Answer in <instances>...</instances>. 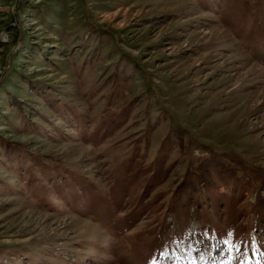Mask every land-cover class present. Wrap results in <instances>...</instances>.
<instances>
[{
	"label": "rangeland",
	"instance_id": "rangeland-1",
	"mask_svg": "<svg viewBox=\"0 0 264 264\" xmlns=\"http://www.w3.org/2000/svg\"><path fill=\"white\" fill-rule=\"evenodd\" d=\"M0 264H264V0H0Z\"/></svg>",
	"mask_w": 264,
	"mask_h": 264
},
{
	"label": "trees",
	"instance_id": "trees-1",
	"mask_svg": "<svg viewBox=\"0 0 264 264\" xmlns=\"http://www.w3.org/2000/svg\"><path fill=\"white\" fill-rule=\"evenodd\" d=\"M196 229H197V228L193 229L192 232H191L190 234H192V235L195 234V233H196ZM207 229H208V228H205V230H207ZM199 230H200V229H199ZM199 230H198V231H199ZM190 234H189L187 231L185 232V235H190ZM214 252H215V251H214Z\"/></svg>",
	"mask_w": 264,
	"mask_h": 264
}]
</instances>
